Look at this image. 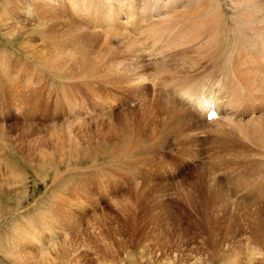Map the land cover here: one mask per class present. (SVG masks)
I'll use <instances>...</instances> for the list:
<instances>
[{
	"label": "rangeland",
	"instance_id": "1",
	"mask_svg": "<svg viewBox=\"0 0 264 264\" xmlns=\"http://www.w3.org/2000/svg\"><path fill=\"white\" fill-rule=\"evenodd\" d=\"M37 1L41 2L0 0V264H264L263 257L254 258L258 253L264 255V238L260 243L253 240V220L243 217L246 210L242 206L255 166L264 164V144H260L264 143V109L260 107V120H248L255 123L252 126L242 122L250 117L254 104L264 99V91L256 92L245 80L246 84L236 82L229 69L208 68L212 73L208 79L214 81L223 74V85L237 100L236 122L191 116L196 121L195 132L176 136L173 126L177 121H169L160 112V94L152 90L170 97L162 89L148 80L147 90L138 81L131 86L125 80L123 85L114 84L116 88L105 84L103 73L111 72L114 78L130 76L122 69L125 50L116 45L114 37L107 39L102 30L81 26L69 0L49 8L51 17L44 22H48L46 30L55 29L56 37L44 36ZM219 1L228 8V0ZM62 16L72 23L70 27L61 22ZM84 33L92 38L84 51H93L89 59L100 63L103 70L102 76L87 79L95 81L92 86L87 80L80 85L75 79L56 78V72H68L55 71L62 60L52 61L60 51L53 41L71 38L74 44L81 43ZM78 47L80 51L68 56L78 57L73 73L83 70L82 48ZM34 54L44 55L45 60L33 59ZM27 76L32 80L27 81ZM13 82L22 85L16 87ZM68 83L77 87L64 96L62 85ZM11 86L25 91V105L17 97L7 100L8 90L16 91ZM134 87L141 88L137 93L143 98H134L130 90ZM35 88L40 96L34 95ZM242 113L244 120L238 119ZM219 122L224 126L219 127ZM127 136L134 138L129 142V161L101 159L100 154ZM236 177L242 185L237 193L232 184ZM255 181L261 193L245 203L264 209V173ZM218 184L229 194L221 202L211 200L210 190ZM234 219L237 223L232 224Z\"/></svg>",
	"mask_w": 264,
	"mask_h": 264
},
{
	"label": "bare ground",
	"instance_id": "2",
	"mask_svg": "<svg viewBox=\"0 0 264 264\" xmlns=\"http://www.w3.org/2000/svg\"><path fill=\"white\" fill-rule=\"evenodd\" d=\"M39 1L41 2L38 1L36 2V9L39 10L37 12L38 15L37 14L36 15L39 20L38 22L40 23L39 26L41 27L40 32H42L44 36L47 35L51 37L53 35V37L55 38L56 37L55 35L56 32L54 31L55 29L46 30V24H48V22L45 23L44 21L45 18L51 17V13L50 14L48 13L49 8L55 9L56 7H52L53 4H56L57 2L62 6V3L60 0H39ZM228 1H229V4H227L228 8L225 9L226 2L221 3V1L219 0H69L68 3L70 4L72 15L74 16V19L76 18L78 21L82 23L81 26H86L87 28H89L88 25H91L95 29L102 30L103 34L107 39L114 37L117 41L116 45L119 46L121 49L125 50V53L122 56L125 64H123L124 66L122 67V69L123 71L124 70L129 71L130 76L128 77L127 75L126 76L124 75L125 77L123 78H114L111 72L103 73V70H100V63L96 64L94 60L89 59V52L92 53L93 51L91 50H89V52L84 51L86 48H88V43H90L92 39L88 35L89 33L88 34L84 33L81 35L80 38L81 43L74 44L71 38H67L66 40H58L59 42L53 41L54 44L58 45L60 51L57 50L58 52L56 54V57L53 58L52 61L56 62L57 60L60 61L62 60L61 61L62 64L60 63L57 64L58 66L55 69V71L61 72L67 70L65 72H68L67 75H63V72L62 74L56 72L55 77L58 79H63L65 77H67L68 79L71 78V80L75 79L74 81L77 80L78 82H80L81 85L82 80H87L89 78H93L96 74L101 75V73H103L107 78V83H105L106 82L105 80V82L98 81V84L104 82L105 84H110L114 86V88H116L115 87L116 85L117 86L121 84L123 85L124 83L122 82L125 80H127L125 81V83L131 86H133L134 83L138 81V83L141 84L142 87L144 86L143 88L145 90H147V86H148V85L146 86V83L148 81L152 82L154 86H157L158 88L162 89L164 93L170 96L167 97L161 92L152 89L155 93L160 94V101L162 102L161 103L162 106L160 107V112L166 113L170 118L169 121L171 120L177 121L175 122L177 123V125L173 126V129L175 135L176 136L180 135V137L183 135L190 136L192 132H195L196 121L194 120L195 119L194 117H196L199 120H203V118L205 119L209 118V120L212 121L236 122L235 117L238 116V112H239L236 104L237 100H235L232 97L233 94L231 95L229 93L231 91L227 92L228 90L225 88L226 85L225 86L223 85L222 81L225 79V77L223 79L222 76L223 74H222L214 81H211L208 78L212 73H209L207 69L210 67L212 69H217L218 71L219 69L220 71L222 70L225 71V69L226 70L229 69L232 77L236 80V82L242 83L243 82L242 80H245L247 85H250L252 89L253 88L255 89V91L256 90L264 91V0H228ZM148 4H152L151 7H146ZM61 6H59V10ZM140 6L142 8H140ZM133 8H135V10L132 11ZM64 9L66 8L64 7ZM60 15L63 14L60 13ZM64 17L63 16L60 17V19H62L61 22H66L65 23L66 26L72 25V23L69 22L66 17L65 18ZM57 18L59 19V17ZM19 19H21L20 22L23 23L22 20L24 19H22V17H20ZM122 19H128V21L123 23ZM180 21H182L181 23L182 29L178 30L177 26L180 25ZM86 27H81V28L82 30H84ZM77 31H75V33ZM151 31L152 33H150ZM74 46L75 48H73ZM78 46H81L82 48V51L79 52V54L81 56V63H82L80 64V66H82L83 70H80L77 73H73L74 70L76 69L75 61L77 60L78 57L75 54H73L76 58H71L72 57L71 54L73 51L76 52L80 51V47ZM105 46L107 45L105 44ZM183 48L185 49L183 50ZM203 51L205 52V55L203 56L199 55L200 52L204 54ZM25 53H26L25 55L23 54L24 56L27 55V52ZM34 56L32 58L35 60H39V62H42L43 59L45 60L44 55L43 56L39 55L38 57L36 56V54H34ZM68 56L71 57L68 59ZM180 57H183V60L180 59ZM28 58L29 57L27 56L25 59L27 60ZM201 60L204 61V64H200ZM67 62L69 65H66ZM178 62H184V65L181 66L180 64H178ZM114 73L116 72L114 71ZM117 75L119 74L117 73ZM41 79L43 78L41 77L36 80L37 82H40ZM26 80L29 81L32 80V78L30 79V77L27 76ZM245 81L243 83H245ZM34 82L36 83V81ZM89 82L90 81L86 82V84H89ZM69 83L68 85L66 84L62 85L63 87L62 94L64 96H69L70 94H72L71 92L76 90L77 86L75 84H69ZM94 83L95 81L93 80L90 82L89 85L92 86L94 85ZM13 84L16 86L15 82H13ZM86 84H84L85 88L86 90L87 89L89 90V88L86 87ZM18 85L21 86L22 84H18ZM16 87L15 89L12 87L14 90H16L15 92L13 90L11 92L10 90H8L9 91L8 95L6 94L7 100L9 101L11 100L10 98L14 99L17 97L19 100L22 101L21 104L25 105L26 99L24 98L27 97L26 93L22 89L17 90ZM23 87L24 86H22L21 88ZM6 88H9V86H7ZM134 88L130 89L132 90L131 93L136 95L134 96V98L142 97L140 96V93H137L139 92L138 89L141 91V88L140 87H134ZM58 89H61V87ZM79 90H82V88ZM250 91L252 92V90ZM241 92L243 93L244 91ZM241 92H240V96L242 94ZM33 93L34 95L37 96L39 95V91L36 88L33 91ZM100 93L101 92H99V95ZM102 96L103 95L101 94L100 97L101 100L103 99ZM175 100L181 101L182 105L185 106V108L190 112H188L182 105L181 107L178 103H176ZM253 100L254 99H252L251 103H253ZM263 104H264V99L261 100L257 105L254 104L255 107L251 110L249 115L250 117L247 118V121L242 122L243 125L244 123L249 122L248 120L251 121L252 119L255 118H258L260 120L259 116L262 117V114L264 113L261 112L262 109L260 108L262 107L264 109ZM211 111L214 112V115L212 117H209L208 113ZM191 116L192 117L194 116L193 117L194 119L191 118ZM242 116H244L243 113L240 114V118L238 119H243L241 118ZM259 120L257 122H259ZM262 121H264V119H262ZM250 123L251 122H249V125ZM127 124L128 123H126V125ZM222 124L223 123H220L219 127L224 126ZM252 124L255 123L252 122L251 126ZM237 125L239 127L240 124ZM213 126L215 125L213 124L212 127ZM229 126H231V124H229ZM232 126L237 127L236 125H232ZM240 126L242 127V125ZM239 129L241 128L239 127ZM246 129H248V127ZM133 139L127 136V138H124V140L118 141V143H116L113 146L112 150L105 151L103 154H100L101 159L110 157L113 158V160L124 159V161L127 162V160L129 159L128 158L129 150H132L129 149L130 148L129 146H132L131 144H129V142L130 140L131 142L134 141ZM260 144H264V143H260ZM262 156L264 157V154H262ZM114 162L116 163L117 161L115 160ZM261 164H257L255 166L257 168L256 171L253 172L254 178L251 179V181L253 180L254 182L252 181L251 185L247 188V192L245 193V195H243L244 204H242L243 208H245L246 210L245 215L242 216L247 220H250V218L253 220L251 224L252 226H250L251 228L250 230L254 235L253 240L257 243H260L259 241L261 239L263 240L264 238V209H259L255 207L253 204L245 203V201L248 198L251 197L253 198V196H254L253 199H256L258 195L261 193V188L257 185L255 181L256 176L257 178H259L264 173V169H262V167L264 168V164H262L261 169H259L260 168L259 165ZM118 165H115V167H117ZM216 166H214V169H216L215 168ZM117 169L118 172L122 173L123 176L126 174V172L121 171L119 166L117 167ZM218 169H220V167H218ZM227 180L228 182L231 181L229 180V178H227ZM220 184H222V182H220ZM220 184H218L219 185L218 188L215 186L216 188L210 190L211 193L213 192L212 193L213 198L211 199L212 201L221 202L223 198L229 196L227 192L228 190L225 191V189L221 187ZM232 184L236 186L235 187L236 193L240 192L237 190H239L242 185H241V181L238 180L237 177L232 181ZM257 187H259V189ZM250 192L251 194H249ZM253 199L250 200L252 201ZM234 204L241 206V204L237 203L236 201ZM232 217L234 216L232 215ZM231 223L234 224L237 222L234 219L231 220ZM202 232L206 233L205 230H203ZM234 247L235 246H233V248ZM235 248H234V252L236 251ZM30 256L32 257L33 255ZM19 257L18 259L17 258L16 259L17 260L21 259ZM35 257L36 256H34V259ZM256 257L264 258V255L258 253L257 256H254V258ZM42 261H44V259ZM205 263L206 262H204V264Z\"/></svg>",
	"mask_w": 264,
	"mask_h": 264
}]
</instances>
